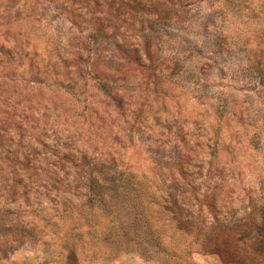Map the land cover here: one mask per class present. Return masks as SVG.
<instances>
[{"label": "clouds", "instance_id": "obj_1", "mask_svg": "<svg viewBox=\"0 0 264 264\" xmlns=\"http://www.w3.org/2000/svg\"><path fill=\"white\" fill-rule=\"evenodd\" d=\"M0 264H264V0H0Z\"/></svg>", "mask_w": 264, "mask_h": 264}]
</instances>
